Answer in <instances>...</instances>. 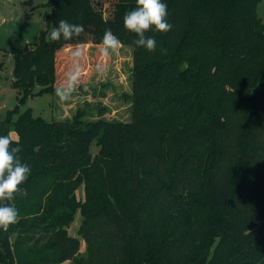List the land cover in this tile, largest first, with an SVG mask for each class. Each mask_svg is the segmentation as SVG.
<instances>
[{
  "label": "trees",
  "instance_id": "16d2710c",
  "mask_svg": "<svg viewBox=\"0 0 264 264\" xmlns=\"http://www.w3.org/2000/svg\"><path fill=\"white\" fill-rule=\"evenodd\" d=\"M261 1L163 0L172 28L146 33L155 52L137 47L123 26L136 0L43 5L38 41L1 49L13 58L20 102L64 85L78 49L87 82L82 50L98 55L111 29L132 48L130 118L87 122L78 111L70 122H47L15 108L0 120V135H14L31 169L25 196L0 201L20 217L0 229V264H264ZM60 19L84 33L51 41ZM78 211L76 238L67 228Z\"/></svg>",
  "mask_w": 264,
  "mask_h": 264
},
{
  "label": "rangeland",
  "instance_id": "374dc122",
  "mask_svg": "<svg viewBox=\"0 0 264 264\" xmlns=\"http://www.w3.org/2000/svg\"><path fill=\"white\" fill-rule=\"evenodd\" d=\"M47 1L0 0V120H4L9 111L17 108L18 113L30 109L35 117H41L47 122H70L78 111L83 113L82 120L87 122L100 119L128 122L132 76V48L128 46H123L118 54L108 58L102 57L101 53L97 55L94 47L84 48L82 54L92 72L87 82L79 80L70 101L61 102L54 92L28 96L23 103L20 102L23 94L11 85L14 81L13 58L11 54H5L1 49L11 51L38 41L39 34L46 28L42 13L45 10L43 5ZM256 11L264 22V0L258 4ZM38 90L39 87L36 86L33 93ZM16 118L17 113L13 119ZM91 149L97 150L95 143ZM20 194H25L24 190ZM76 196L80 199L83 197L81 187L77 190ZM80 221L81 214L78 211L67 228L70 236L79 238L77 229ZM11 239L17 240V232L11 234ZM80 253H85V244L82 240ZM62 264L70 263L66 261Z\"/></svg>",
  "mask_w": 264,
  "mask_h": 264
},
{
  "label": "clouds",
  "instance_id": "9594fccd",
  "mask_svg": "<svg viewBox=\"0 0 264 264\" xmlns=\"http://www.w3.org/2000/svg\"><path fill=\"white\" fill-rule=\"evenodd\" d=\"M167 4L163 0H136V7L123 16V26L136 39L134 44L143 47L148 52L156 51V40L154 37L146 36L149 31L157 33H167L172 25L167 20ZM85 29L83 24L70 23L66 19H60L58 26L53 27L49 33V39L53 42L70 41L74 37H80ZM104 58L118 54L123 48L120 39L113 34L111 29H106L100 43L97 46ZM162 54H166V49H161ZM79 49L73 55V69L68 73L64 85L55 89V95L61 102L70 101L76 90L81 71L77 63ZM17 146L13 147V144ZM21 148L19 141H13L12 135H0V201H12L22 189L31 173L27 164L21 162L18 153ZM19 213L12 205H0V229L7 231L10 226L18 223Z\"/></svg>",
  "mask_w": 264,
  "mask_h": 264
},
{
  "label": "water",
  "instance_id": "95a60500",
  "mask_svg": "<svg viewBox=\"0 0 264 264\" xmlns=\"http://www.w3.org/2000/svg\"><path fill=\"white\" fill-rule=\"evenodd\" d=\"M254 95H256L257 93H258V90L257 89H254L253 90V92H252ZM17 195H19V196H21V197H24L25 196V194H17Z\"/></svg>",
  "mask_w": 264,
  "mask_h": 264
},
{
  "label": "crops",
  "instance_id": "0c3cea01",
  "mask_svg": "<svg viewBox=\"0 0 264 264\" xmlns=\"http://www.w3.org/2000/svg\"><path fill=\"white\" fill-rule=\"evenodd\" d=\"M29 44V43H28Z\"/></svg>",
  "mask_w": 264,
  "mask_h": 264
}]
</instances>
